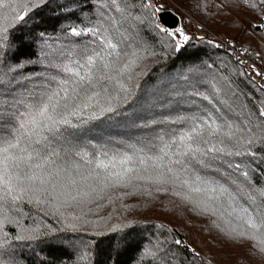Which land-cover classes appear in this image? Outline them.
Wrapping results in <instances>:
<instances>
[{"label": "snow or ice", "instance_id": "6c2138e0", "mask_svg": "<svg viewBox=\"0 0 264 264\" xmlns=\"http://www.w3.org/2000/svg\"><path fill=\"white\" fill-rule=\"evenodd\" d=\"M46 2L0 0V50L8 49L4 53L7 59L0 64V98L12 101L4 105L0 99V264H16L9 232L4 230L6 224L20 229L14 236L16 241L40 235L38 225L26 228L21 224L22 204L50 207L54 214L63 216L62 209L83 210V205L104 189L131 185L134 180L179 184L185 189L181 199L220 221L226 237L254 242L253 247L264 256V187L251 184L243 162L226 159L242 155L239 148L245 143L264 141V102L258 108L259 123L250 116L247 123L237 121L229 115L230 106L227 110L221 107L232 94L231 89L214 82L213 93H207V89L200 90L202 78H197L182 89L168 91L158 102L161 108L175 103V118L161 119L159 123L178 127L155 130L156 135L145 144L130 145L131 151L113 152L107 146L85 145L74 130L92 121L125 115L118 108L132 94V67L139 53L133 51L134 59H123L125 50L120 48L123 40L119 29L110 33L103 25L72 27V36L91 38L87 45L60 49L55 54L46 52L43 73H25L23 69L34 63L33 58L18 59L17 41L6 42L10 32L25 27L31 19L30 12ZM260 5L264 0L251 7ZM144 7L155 13L163 5L154 7L148 0ZM117 10H121L119 5ZM155 27L171 38L172 50L177 53L192 39L179 26L169 30L156 23ZM250 30L264 31V16L261 23L250 25ZM251 70L264 79V73L254 64ZM22 79L30 80L31 87L23 85L26 93L14 96L19 89L13 85ZM225 89L223 97L218 95ZM175 96L186 99L174 100ZM182 102L192 105L190 112L179 111ZM139 106L137 101L127 111L134 112ZM140 120L146 118L134 117V122ZM156 123L153 119L137 126ZM241 176L245 180L233 178ZM66 219L73 221L66 226L75 228L74 222L81 217ZM182 243L175 240L176 245ZM144 254L157 256L158 252L145 249Z\"/></svg>", "mask_w": 264, "mask_h": 264}, {"label": "trees", "instance_id": "16d2710c", "mask_svg": "<svg viewBox=\"0 0 264 264\" xmlns=\"http://www.w3.org/2000/svg\"><path fill=\"white\" fill-rule=\"evenodd\" d=\"M172 1L202 24L220 32L219 35H227L232 43L239 41L238 46L243 45L264 67V59H261L264 56V31L250 30V25L261 23V16H264L261 11L264 5L251 7L258 0ZM147 2L116 0L113 4L112 0H47L30 12L31 19L25 27L10 32L6 43H11L12 39L17 41L18 59L33 58L34 63L23 69L27 74L43 73L46 52L55 54L60 49L82 48L89 43V36H72V27L103 25L110 33L119 29L123 40L120 48L125 50L123 59H134L133 51L139 53L140 58L132 67V94L118 108L125 115L92 121L74 130L85 145L95 143L107 146L113 152L131 151L130 145L145 144L156 135L155 130L178 127L159 123L161 119L175 118V103L161 108L158 102L168 91L182 89L197 78H202L200 90L207 89V93H213L214 82L231 89L232 94L221 107L225 110L231 107L229 115L232 119L247 123L246 118L250 116L252 121L259 123L258 108L264 102V86L246 75L242 66L216 41L191 34L180 17V27L186 29L192 39L179 53L174 52L171 38L155 27L157 12L144 7ZM152 3L155 6L153 0ZM41 32L45 33L44 37L40 36ZM7 51V48L0 50V64L7 59L4 55ZM23 85L31 87V81L22 79L20 84L13 85L19 89L14 96L26 93ZM226 90L218 95L223 97ZM173 99L183 101L186 98L175 96ZM137 101L140 106L134 112H128L127 109ZM2 102L4 105L12 103L8 99H2ZM191 109L192 105L182 102L179 111L190 112ZM136 116L144 117L146 121L155 119L157 123L149 127L137 126L146 121L134 122ZM239 150L242 155L226 159L243 162L251 184L264 187V141L245 143ZM233 178L245 180L242 176ZM184 192L185 189L176 183L150 184L134 180L131 185L104 189L85 203L83 210L79 207L62 209L63 216L54 214L50 207L38 208L24 203L21 205V224L26 228L38 225L40 235L35 239L16 241L14 236L20 229L15 224H6L4 230L9 232L16 264H165L166 261L170 264H264V256L253 247L254 242L226 237L220 221L180 198ZM72 216L81 219L74 222L75 228H68L66 225L73 221L66 218ZM206 227H216L214 230L229 242L226 246L219 244L220 252L216 253V244L209 237L206 238L207 245L202 250L199 248L198 244H203L201 239L209 233ZM177 239L183 243L176 245ZM236 245H241L242 249H236ZM145 249L156 250L158 255H145Z\"/></svg>", "mask_w": 264, "mask_h": 264}, {"label": "built area", "instance_id": "2783aa9c", "mask_svg": "<svg viewBox=\"0 0 264 264\" xmlns=\"http://www.w3.org/2000/svg\"><path fill=\"white\" fill-rule=\"evenodd\" d=\"M156 1H158V3H160L161 5H163V7H162V8H164L163 10H168V11L174 13L177 17L176 25L174 26V28H172L170 30H174L177 26L180 27L179 14H178L180 11V8L178 6H176L175 4L173 6H171L170 0H156ZM166 4H169L170 6L167 7V6H165ZM182 14L185 15L184 13H182ZM185 17H187V15H185ZM190 21L192 22L191 26H192V32L194 34H197L200 37H206V38L209 37L210 39L216 41L221 47L226 49L228 51L230 57L233 60L237 61L238 63H239V61L243 60L244 63H239V64L242 66V69L244 70L246 75H248L258 85L264 86V79H262L261 77L255 76L254 72L251 70V66L254 64L256 66V70L260 71L261 73H264V67L258 65L251 58V56L249 55L248 51L245 50V48L232 43L227 38H224L223 35H217V34L214 35L210 31L201 27L200 24L191 17H190ZM202 30H205V31L200 33V31H202Z\"/></svg>", "mask_w": 264, "mask_h": 264}, {"label": "rangeland", "instance_id": "374dc122", "mask_svg": "<svg viewBox=\"0 0 264 264\" xmlns=\"http://www.w3.org/2000/svg\"><path fill=\"white\" fill-rule=\"evenodd\" d=\"M154 1V7H158V6H160L161 4L160 3H158V1H156V0H153ZM170 2H171V6H173L175 3L172 1V0H170ZM159 4V5H158ZM176 5V4H175ZM165 6H170L169 4H166ZM176 6H178V5H176ZM179 7V6H178ZM180 8V7H179ZM184 13L185 15H187V17L189 18H187V17H185V15H183L182 13ZM179 17L181 18V19H184V21H185V23H186V25H187V29H189V32L191 33V34H194L193 32H192V22L190 21V17L191 18H193L194 20H196L199 24H200V26L201 27H203L204 29H206V30H208V31H210L211 33H213L214 35H219V33L220 32H217V31H215L214 29H212V28H210V27H208V26H206V25H204V24H202V22H200L195 16H193L192 14H190V13H188V11H185V10H183L182 8H180V11H179ZM203 31H205V30H202V31H200V33L201 32H203ZM194 35H196V36H198L197 34H194ZM221 35H222V33H221ZM225 34H223V37L224 38H227V39H229V41H231V39L230 38H228V36L227 35H225ZM207 38H209V37H207ZM210 39V38H209ZM237 43V45L239 44V41H237L236 42V40H235V43L234 44H236ZM243 46V45H242ZM243 48H245L244 46H243ZM245 50H247L246 48H245ZM248 51V50H247ZM249 53V52H248ZM249 55H250V53H249ZM252 58V57H251ZM253 59V58H252ZM254 60V59H253ZM255 61V60H254ZM256 62V61H255ZM257 63V62H256ZM258 64V63H257ZM259 65V64H258ZM261 66V65H260ZM207 228V227H206ZM216 227H212V228H207L208 230H209V233H208V235L207 236H204V238L205 239H201L202 240V243L203 244H198L199 245V248L202 250L206 245H207V237H209V238H211L214 242H215V244L216 245H214V248H215V250H216V253H218V252H220L219 251V249H218V246H219V244L220 245H222V246H226L229 242H226L218 233H217V231L216 230H214ZM216 246V247H215ZM236 249H238V250H240V249H242V247H241V245H236ZM246 257H247V255H245ZM222 259V258H221Z\"/></svg>", "mask_w": 264, "mask_h": 264}, {"label": "water", "instance_id": "95a60500", "mask_svg": "<svg viewBox=\"0 0 264 264\" xmlns=\"http://www.w3.org/2000/svg\"><path fill=\"white\" fill-rule=\"evenodd\" d=\"M157 22L167 29H172L176 25L177 17L168 10H160L156 13Z\"/></svg>", "mask_w": 264, "mask_h": 264}]
</instances>
